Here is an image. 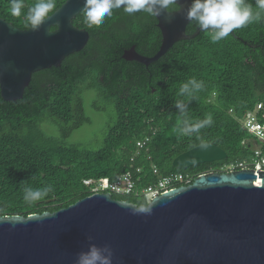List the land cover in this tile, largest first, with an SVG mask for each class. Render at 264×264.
<instances>
[{
  "label": "trees",
  "instance_id": "trees-1",
  "mask_svg": "<svg viewBox=\"0 0 264 264\" xmlns=\"http://www.w3.org/2000/svg\"><path fill=\"white\" fill-rule=\"evenodd\" d=\"M63 2L0 0V17L24 29ZM175 8L167 4L168 10ZM191 12L186 33L204 23L223 24L232 32L206 28L175 41L144 65L121 55L131 45L148 56L158 49L160 31L147 6L135 1L83 10L72 22L88 31L85 46L60 66L34 72L21 98L6 101L0 95V215L66 207L92 193L85 178L113 179L139 168L137 185L142 187L157 179L153 166L159 175H197L224 171L225 164L251 155L254 136L240 119L261 103L257 117L264 124V0H191ZM85 90L94 91L113 112L93 149L66 140L90 122L83 108ZM43 123L58 128L60 135L47 133ZM145 135L149 141L138 148L136 141ZM202 143L221 147L227 157L203 166H172L177 154ZM258 143L264 151V141ZM111 194L147 204L133 194Z\"/></svg>",
  "mask_w": 264,
  "mask_h": 264
},
{
  "label": "water",
  "instance_id": "water-1",
  "mask_svg": "<svg viewBox=\"0 0 264 264\" xmlns=\"http://www.w3.org/2000/svg\"><path fill=\"white\" fill-rule=\"evenodd\" d=\"M135 1L152 11L161 41L149 56L131 45L122 51L125 60L148 65L175 41L206 28L232 32L223 24L204 23L186 33L191 0H64L24 29L0 17L2 99L21 98L34 72L60 66L85 46L88 31L72 22L80 11ZM170 2L177 8L168 10ZM226 157L221 147L202 143L177 154L172 166ZM0 264H264V169L199 173L145 206L99 191L52 212L0 215Z\"/></svg>",
  "mask_w": 264,
  "mask_h": 264
},
{
  "label": "built area",
  "instance_id": "built-area-1",
  "mask_svg": "<svg viewBox=\"0 0 264 264\" xmlns=\"http://www.w3.org/2000/svg\"><path fill=\"white\" fill-rule=\"evenodd\" d=\"M260 107L261 103H257L253 109L247 110L240 119L245 129L254 136L251 141V155L248 158L225 164L223 169H264V151L261 149L260 144L257 143V139L264 141V124L261 123L257 117ZM148 141L149 136L145 135L136 141V146L141 148L145 146ZM246 142V140H242L241 143L245 144ZM152 171L154 174L158 175L157 179L153 183L142 187H138L137 185V183L140 181V176L138 175L140 172L139 168L135 169V172H123L113 179H110L106 176L96 178L90 177L83 179L82 182L92 193L99 191H109L111 193L120 195L133 194L135 196L143 197L146 203H148L152 197L159 194L160 192L178 185L188 184L196 176L195 174L179 171L159 175L158 169L155 166H153Z\"/></svg>",
  "mask_w": 264,
  "mask_h": 264
},
{
  "label": "rangeland",
  "instance_id": "rangeland-1",
  "mask_svg": "<svg viewBox=\"0 0 264 264\" xmlns=\"http://www.w3.org/2000/svg\"><path fill=\"white\" fill-rule=\"evenodd\" d=\"M96 106L100 108L105 107V110L97 109ZM83 108L90 122L72 131L66 140L69 142H80L85 147L93 149L100 144L105 126L111 121L113 112L111 107L105 106L104 102L92 90H85L83 92ZM42 128L47 133H53L57 136L60 135L58 128L48 123H43ZM258 141L257 139V143Z\"/></svg>",
  "mask_w": 264,
  "mask_h": 264
},
{
  "label": "flooded vegetation",
  "instance_id": "flooded-vegetation-1",
  "mask_svg": "<svg viewBox=\"0 0 264 264\" xmlns=\"http://www.w3.org/2000/svg\"><path fill=\"white\" fill-rule=\"evenodd\" d=\"M205 163H208V162L198 163V164H195V165H197V166H199V165L203 166ZM208 171H213V170H208ZM204 172H207V171H203L202 173H204Z\"/></svg>",
  "mask_w": 264,
  "mask_h": 264
}]
</instances>
